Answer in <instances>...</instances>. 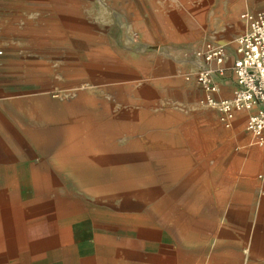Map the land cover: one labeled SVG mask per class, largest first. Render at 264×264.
Returning <instances> with one entry per match:
<instances>
[{
  "label": "crops",
  "instance_id": "obj_1",
  "mask_svg": "<svg viewBox=\"0 0 264 264\" xmlns=\"http://www.w3.org/2000/svg\"><path fill=\"white\" fill-rule=\"evenodd\" d=\"M258 10L264 0H0V19L24 21L19 31H105L99 45L106 57L115 34V57L122 64L98 107H92L90 92L79 93L67 109L38 96L36 124L27 122L29 110L8 106L10 88L0 85V264H264L263 252L190 249L187 238L171 230L173 211H197L173 197L204 194L231 197L205 210L224 213L228 227H243L245 214L255 212L264 228V148L246 130L258 106L224 122L202 103L193 54L206 41L224 45L229 68L235 40L245 30L240 15ZM5 32L0 37L10 40ZM59 64L54 68L75 65ZM75 67L43 73L49 78L41 85L54 88L91 76L87 65ZM103 73L108 79L107 68ZM218 84L216 98H230L232 73L227 70ZM114 99L132 103L119 105L122 111H139L132 130L146 131L144 140H115L110 133L120 132L119 125L93 123L90 113L102 115L104 102ZM69 115L77 121L59 122ZM127 177L149 185L141 195L153 201L162 196L159 209L155 202L112 197L131 194L123 188L99 187ZM50 180L73 183L55 187ZM92 190L99 198H88ZM256 194L260 200L252 203ZM196 220V228L220 227L215 217Z\"/></svg>",
  "mask_w": 264,
  "mask_h": 264
},
{
  "label": "rangeland",
  "instance_id": "obj_2",
  "mask_svg": "<svg viewBox=\"0 0 264 264\" xmlns=\"http://www.w3.org/2000/svg\"><path fill=\"white\" fill-rule=\"evenodd\" d=\"M76 21L78 23L82 22L80 20ZM8 22L9 20L5 21L0 19V31H6V35L11 34L9 36L11 39L6 37L10 40L0 37V85H6L10 88V91L6 92L7 95L4 97L5 102H8V106L29 110V113H31L27 118L29 124L40 123V120L35 115L36 110H33L40 107L38 100H36L38 96H42L43 94L49 96L55 99L60 104L59 106L61 108L67 109L72 107L70 102L78 97L79 93L90 92L93 95L91 99L92 107H98L100 104L99 95L105 94L103 91H105L106 87H108L109 90L111 87L114 88L118 79V69L122 67V64L119 63L115 57V34L109 36V38H112L111 40H113L114 45L106 57L99 45L100 37L105 38V31H72L70 34L63 31L38 30L37 28L31 31H19V27L26 26L24 21L14 20ZM3 26L8 27V29ZM112 33H115V31ZM87 37L90 40H88ZM55 41H58L56 42L57 44H55ZM52 43L56 46H53ZM65 60L73 62L75 64L74 66H77L75 68L80 71L87 65L86 70L91 72V76L80 79L74 83H69V85H60L54 88L51 85L42 86L41 82L49 78L43 76V73H51V71L63 73L74 69L73 65L70 68H54L56 65H60L59 62ZM106 68L108 70V79L104 77L105 74L103 73V70L106 71ZM60 79H63V77L60 76ZM0 94L4 95L3 92ZM96 95L98 97H95ZM105 102L104 104H107L108 110L102 115L97 111H92L91 113L89 111L92 115L91 119L93 123L106 122L107 124L109 123L108 125H119L121 129L120 132L110 133L116 135L115 140H124L126 142L136 138L141 140L146 138V131L134 132L132 130L133 125L141 120L139 111L131 108L122 111L121 108H118L119 105H131L132 103L130 101H116L114 99L111 101L109 100V103ZM82 103L79 104V107L81 106L83 109L84 107L86 108ZM59 120V122L77 121L76 118L74 119L71 115L60 117ZM121 126H123V128ZM132 181H134V183ZM47 182L49 185L55 187L65 184L66 188L70 187L69 182L73 183V181L59 180H50ZM106 182V186L101 185L99 187H104V189L120 187L123 188L125 192H131L130 195L112 196L113 198H124L125 200H130L132 203L139 204H144L143 201H146V203L155 202L157 209L164 203L162 196H156L155 201H153V197L138 193L146 186H149L145 181H140L138 184L135 179L127 177L121 180H108ZM159 183L163 185L162 181H156V187L159 186ZM89 192L88 198H99L96 191L92 190ZM220 198L221 197L207 194L197 196H174L173 203H184L187 204L189 208L197 207V211H191L189 209V211L184 212H172L171 230L173 236L181 234V236L187 238L188 247L193 250H241L251 251L253 253H264V243H261V240L264 241V228L258 227L259 223L255 220L258 213L252 212L245 214V217L248 218H246L245 224L242 223L243 227H228L224 213H211L205 211L210 207L209 205L224 201V199ZM225 198L224 202L231 201V197ZM251 200L252 203L259 202V194L253 196ZM172 208L175 209L176 207L173 205ZM201 217H215L220 219V221L217 222L220 227L196 228L192 226V224L197 222L196 218L200 219ZM160 224L163 225L162 223ZM196 236L202 237L205 242L198 243L195 239ZM173 245L179 247L176 240H173Z\"/></svg>",
  "mask_w": 264,
  "mask_h": 264
},
{
  "label": "built area",
  "instance_id": "obj_3",
  "mask_svg": "<svg viewBox=\"0 0 264 264\" xmlns=\"http://www.w3.org/2000/svg\"><path fill=\"white\" fill-rule=\"evenodd\" d=\"M240 18L245 22V30L235 40L236 58L232 65L225 67L224 45L206 41L193 53L195 81L204 94L202 103L218 112L224 122L235 112L258 106L248 117L246 130L252 135L253 142L264 148V10L243 13ZM227 70L235 82L232 96L216 98L218 80Z\"/></svg>",
  "mask_w": 264,
  "mask_h": 264
}]
</instances>
